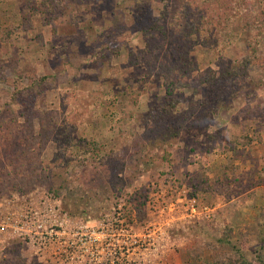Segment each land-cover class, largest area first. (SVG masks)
I'll return each mask as SVG.
<instances>
[{"label": "rangeland", "instance_id": "rangeland-1", "mask_svg": "<svg viewBox=\"0 0 264 264\" xmlns=\"http://www.w3.org/2000/svg\"><path fill=\"white\" fill-rule=\"evenodd\" d=\"M48 1L0 0V123L30 139L0 174L8 178L0 192V264H68L55 249L37 251L9 231L8 220L31 206L51 199L77 224L111 231L122 221L142 235L169 201L161 191L170 199L182 190L215 208L213 216L172 222L155 246L117 264H213L236 260L237 251L251 264L264 261V71L251 68L233 93L201 84L209 75L221 81L248 56V42L257 40L241 27L264 0L261 7L245 0V19L229 27L239 37L220 56L193 43L188 56L197 69L171 96L139 56L147 41L153 50L155 23L164 25L159 12L171 0ZM257 43L264 58V42ZM33 131L43 132L40 141L31 140ZM84 144L99 150L80 155ZM233 156L227 188L214 194L191 184L200 174L212 178ZM224 227L232 229L231 245L217 242Z\"/></svg>", "mask_w": 264, "mask_h": 264}, {"label": "trees", "instance_id": "trees-1", "mask_svg": "<svg viewBox=\"0 0 264 264\" xmlns=\"http://www.w3.org/2000/svg\"><path fill=\"white\" fill-rule=\"evenodd\" d=\"M259 7L261 1L256 0ZM245 0H171L163 3L159 12L164 25H157L155 23V31L157 32L158 40H153L154 48L151 50L150 44L146 42V46L139 53L140 62H143L150 72H154L157 76L164 78V86L166 94L171 96L176 89H180L185 84L180 83V78H188L197 69V64L194 60L190 59L188 52L194 44L201 48L213 50L214 55L220 56L225 49L230 47L239 37L240 31L230 30L229 27L236 19H245V15L241 14L239 8L244 5ZM51 4L52 1L44 2ZM242 31L255 32L254 37L256 42H248L249 54L241 62L237 69L228 71L221 74L219 81L214 79L213 75L205 76L201 79V84L205 86L208 91H211L215 86H224L229 92H235V89L240 88L249 78L250 69L255 67L264 71V58L258 55V41L264 42V10L259 9L256 16L246 18ZM152 30H148L145 34H149V38L153 37ZM151 34V35H150ZM203 40V41H202ZM45 82L44 78H40L36 82L35 87H40ZM18 85V84H17ZM24 90V89H23ZM20 90L16 87V94ZM0 123V174L5 171V161L19 159L20 151L16 148L18 145L28 144L29 137L25 139V132L11 131L8 126ZM43 133L42 131L40 134ZM40 134H35L33 131L31 140L33 142L40 141ZM37 135V136H36ZM31 148V147H30ZM99 148L96 145L88 146L84 144L80 146V155L89 156L94 152H98ZM15 154V155H14ZM95 154V153H94ZM93 154V155H94ZM3 158L5 160H3ZM74 162H80L77 157H70ZM93 160L95 158H92ZM69 160V158H67ZM234 156L230 160V164L222 165V169L213 175L212 178L204 177V174L197 175L191 180V184L201 186V190L205 189L214 194L219 193L226 187V181L230 175H235V168L233 167ZM91 166V164H89ZM96 165H92L95 167ZM79 167H81L79 165ZM253 172L250 171L249 179L253 180ZM252 177H251V176ZM0 192L2 186L8 180L7 177H0ZM196 182L197 184H194ZM194 195V194H192ZM232 229L224 227L221 231L222 238L217 242L219 244L231 245L230 236ZM233 247V246H232ZM236 247H233L235 249ZM239 256L236 260L228 257L226 260L220 261L221 263L213 264H251L237 251ZM8 255L11 260H19L18 251H9ZM193 255V254H192ZM256 262L264 264L260 257H256ZM12 263V261L10 262ZM9 264V263H8Z\"/></svg>", "mask_w": 264, "mask_h": 264}, {"label": "built area", "instance_id": "built-area-1", "mask_svg": "<svg viewBox=\"0 0 264 264\" xmlns=\"http://www.w3.org/2000/svg\"><path fill=\"white\" fill-rule=\"evenodd\" d=\"M163 193L161 191L159 195L169 201L157 208L159 220L148 223L142 235L130 233L122 221H118L120 225L115 221L111 228H116L111 231L77 224L66 214H61L59 203H51V199L39 207H29L19 218L9 219L7 227L15 238L37 251L55 249V256L68 264H117L122 258L128 260L136 255L143 246L145 250L155 246L158 233L172 222L192 224L209 220L216 210L199 202L197 197L189 196L187 190L177 193L176 198L170 196V199L169 191ZM152 208L156 209L154 203ZM105 251L109 257L104 260Z\"/></svg>", "mask_w": 264, "mask_h": 264}]
</instances>
